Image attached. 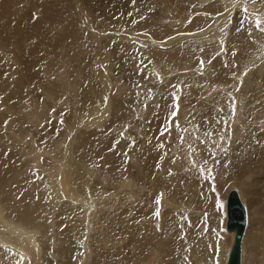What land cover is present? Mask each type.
<instances>
[{
    "label": "bare ground",
    "instance_id": "bare-ground-1",
    "mask_svg": "<svg viewBox=\"0 0 264 264\" xmlns=\"http://www.w3.org/2000/svg\"><path fill=\"white\" fill-rule=\"evenodd\" d=\"M144 1L148 2V6L154 4V6L158 8V11L152 12L150 15H148V19L146 21L147 24L140 21L137 28L148 30V28L153 26L155 29L151 30V33L157 39V41L151 43L154 44V47L150 46L151 48L147 47V49H142H145L147 51L146 55L148 54L153 60L154 64L152 63L151 65L157 66V70H164L163 73H169L171 70L175 69L173 68L174 66H176V68L191 67L193 51L190 49V47H193L192 44L194 42L198 44L203 42L206 44L207 42L213 43L211 46L203 44L198 47L195 55H201L203 57V55L208 56L209 53L210 55L213 54L215 50L220 47L221 43H217L215 40L224 41L228 36V38L230 37L228 41L232 42V47L230 46L231 43H229L228 46L230 48L229 59H222L219 62L217 61L214 67L208 69L217 70L219 74L214 81L215 83L223 84L229 82L228 77L230 75H240L241 70L244 69V66L257 61L259 53L262 49H264L263 33L258 34L260 36L259 40L257 39L256 41H250L251 37H249L247 33L240 29V22H238L236 25L238 27L237 30L233 29L231 31L229 30L227 23L232 10L236 6L247 5V3H249V6H251V8L256 12L264 14L263 1H261L260 4H256L251 1L246 2L245 0H219L220 2H217L218 4L216 5L205 6L203 8L199 7L200 9H197V7L195 8L194 3L196 4V2H198V5H202V3L206 2L207 0ZM44 2L47 1L43 0L42 5ZM244 2L245 4H243ZM47 3H45V5ZM83 4L85 5L86 2ZM88 5H91V3ZM189 5H193V9H191ZM38 9L42 10V12L45 11L44 7H38ZM28 10L29 9L21 5L20 0H0V70H12L10 72L11 76L8 79L9 82L4 78V76H1L2 71L0 72V94L5 95V90L8 89V97L6 98V101L8 102V108L7 111H5L6 114H1V117L4 118L3 121H10L8 115L11 116V119L13 118L9 126L10 129L7 128V133L11 142H9V140H3V135L6 133L5 126H2L0 129V140L2 143L1 147L4 145H10L12 147L14 145L13 141H15L20 145H23V149H26V147L28 148L26 150L27 158L29 160L28 164L33 165L34 167L37 165V168L43 166L47 171V175L51 180L49 182L53 189L51 191L53 192L54 196L52 201L54 204H56V206L59 207L60 199H58V196L60 195L61 190L67 194L66 196H69V198L74 200L73 203L75 202L76 204L81 205L80 207L71 206L68 210V213H61L62 215H59L57 219L59 222L56 223L55 227L50 224L51 217L48 216L51 215V213H47L45 211V203L48 201H45L43 198L34 197L30 190H24V185L21 183L18 185L19 183L17 184L15 182L16 177L19 178L20 175L19 169L14 170V172L10 170L12 171L11 173H9L7 176H3L4 172L0 166V264H13V261H20L22 264H43L45 258L44 247H47L46 245L51 246V248H56L59 259L70 258L72 256L71 253L73 249H75L77 246V242H81L82 237H85V231L83 230L84 226H88L89 228L93 229V234L91 236L90 233H88L87 237L84 239L87 247H84L85 251L80 254L81 264H228V258L235 241L236 231L228 230L227 224H238L244 221L241 219L243 218V215L241 216V208L235 203H228L229 194L234 188L238 190L240 199L247 210L248 225L249 218H254L256 214H260L262 215V220L260 221L261 224L259 222L258 223L264 228V205L262 203L263 207L261 206L258 211L256 210L257 208H255V206L257 203H254V194H252L251 191V186L254 183L251 182L252 177L263 173L262 177L264 178V76L257 79L258 82H256V84H254L252 81L249 82L247 87H251V92L254 94L247 90L245 95L242 91H240L239 94L234 95L235 97H231V92L223 93L222 90L219 91L217 89H212L213 85L215 84H211V87L207 84H202L204 80L201 77H197V75L191 76L189 73L188 76L183 77L184 82L182 80V83L180 84L183 85L184 83L185 85L188 84V86L189 84H193L196 89V93L193 94V96L199 94L201 96V102L203 103L198 106L192 105V95L188 96V88L191 87L184 86L183 90L179 92L181 97L180 101L177 103L178 107L175 110L176 115L174 118H179L182 124V129L176 130L172 128L171 136H169L166 130L167 134L163 136L164 128L167 129L168 127L167 119L173 112V101L164 95H167V89L170 91L169 94L177 91L174 88V85L169 84L166 89L161 90L163 97L161 96L162 99L156 102V110L149 108L146 110L147 112H145V114L143 113L145 118L147 116V119H144L142 122V124L144 121L147 123L145 128L140 130L137 125H134L132 129H128V138L126 137L125 140L120 139V142L115 150L113 142L114 140L118 139V136H116L118 134H113V137H109L108 135L112 134V132L114 133L115 131H118L119 129L122 130V128L126 126L128 122L136 124L139 120L137 119V121H127V119H132L134 118V115H136L135 112L130 111L131 106L129 104H131V102L129 103V98L127 99L128 96L132 95L129 88L130 85L127 80H133L135 74L129 72V65L127 66L126 64L127 59H125V57H131L128 48H124L122 45L109 43L110 41L105 42V44L109 43L108 49L110 51L109 56L107 58L105 57V63H110L108 67L113 68V65L117 64L123 69L121 71L123 77L122 79L120 77L121 80L114 77V82H116L115 86L113 84L114 82L112 81L113 79L104 80L102 77H96V74L93 73V70L84 74V65L81 66L84 58L82 61L80 60L81 62L78 64L80 66L77 68L80 70H76L74 75L76 79L74 78V82L68 83L66 81L64 83L62 80H60L63 73L61 71H57L58 75L56 73V80L61 84V89L58 91L60 92L59 99L62 97L64 99V95H66L67 97L65 98V102L67 99L68 104L72 106V111L75 110L76 118L73 122H76L80 115L79 114L77 116L78 106L72 103L75 92H77L75 96V103H80L79 101H83V98H90V88H94L95 82L98 81L97 83L100 89L99 93H102L105 88L108 87V82L111 86V89L107 88L105 90V94L109 100L107 99L108 103L105 104L104 109L99 108L100 105L98 107L96 106L100 99H97L94 102L95 110L97 112L99 111L98 113L102 112L104 116L95 119L96 121L93 119L95 122L92 121V125L88 124L89 122H87L88 126L83 124L85 129L88 127L92 129V126L95 124L101 126V122H103V120L107 117L108 113H110L109 109L112 110L111 106H113L114 114L111 113L113 115V119L112 122H110L109 131L107 129L108 126H106L107 131L105 132L96 131L87 134V130L76 128L75 130L76 134H78V140L74 150L75 154H78V158L75 160L73 155L71 158L69 149H63L60 147L62 149L58 150L54 143H49L47 141V137L52 135L51 131L48 130L50 127H47L45 124L48 116L51 115L48 113L49 106H46V104L41 102L34 101V99H27V95L24 94L23 87L27 85V82H29L28 80L31 79L30 81L33 82H36L37 80V77L34 78V76H31L30 73V78L27 80L28 74L26 75L25 70H29L31 63L27 60H24L25 58H23V51L26 49L30 48L31 54L34 50H36L32 46L33 43L31 45L29 44V34L33 35L34 37L39 36L34 35V29L36 30V27L34 28L33 24L36 22L32 23V20L30 19L31 15ZM85 10L87 9L85 8ZM199 10H205L208 16L202 13L205 11ZM195 12L200 13L194 16L193 14ZM43 13L45 14V12ZM42 14H38L39 19L37 20L40 23V28H42V30L39 28L41 31L40 33L42 34L44 31L47 32V34L43 32L44 34L42 35H46L48 38L53 37L51 42L48 41L46 46L48 47V55L52 56L55 60L58 55L61 53L65 55L69 52V50H73L74 53L80 52V50L76 51V49H73L74 47L67 48L68 46L66 43L64 44L65 46L63 45V42L66 41L62 35L63 32H61L63 31V28L60 26L68 23L67 19L70 18L69 15H65L64 20L60 21L57 20L56 12L54 13L55 16H51L48 21ZM104 14L109 18L108 23H119V21L111 19V15L115 13L111 14L106 12ZM200 14L205 15L207 18H202ZM72 16L74 17V15ZM89 16L92 17V14ZM251 17L250 19L254 18ZM93 19L91 18L90 20L92 21ZM71 20L72 19H69L70 23L73 22ZM119 20L122 22L121 19ZM41 24H45V26L47 24V27L43 28V25L41 26ZM183 24H185V26H183ZM76 25L74 23V27ZM68 26L70 28L71 25ZM113 26L116 28L119 27L117 24H113ZM73 30L72 32L70 31V33H72V35L75 33L77 34L78 31H75V29ZM7 33H11V35L15 36L16 40L18 39L20 45L19 47L13 48L16 44L15 40L14 45L12 43L13 47L9 45L8 40L4 37ZM66 33L69 34V31H66ZM36 34L38 33L36 32ZM80 35L82 34H79V36ZM252 37H257V34L256 36ZM72 38L78 39L79 37L76 38L75 36ZM97 38L99 39V37ZM91 39L90 42L92 43H90L87 39L86 40L88 41L87 44H92L91 47L93 50L95 48L93 45L96 43H101L102 45L104 43H102L100 40L95 41L94 37ZM166 39L167 41L169 40L167 44L162 42ZM44 40L43 43L46 42ZM158 40H161L160 42L162 43H157ZM79 42L81 43L82 40ZM83 42L82 43L84 45L81 44V46L84 48L86 44L84 40ZM157 44L160 46L157 47ZM42 45L44 47L46 43ZM89 47L87 45L86 50H88ZM119 48H121V51H118ZM77 49L79 48L77 47ZM95 52L96 51L94 50V55ZM10 55L13 56L12 63H14L15 66L10 65L11 61L8 59ZM79 55L82 56L83 54H78L76 56L79 58ZM34 56L36 57V54ZM37 57L34 59V61L38 62L44 60L45 56L41 57L43 59L40 58L39 60ZM78 58L74 59L78 60ZM112 58L113 62H110V59ZM5 59L8 61L7 64L5 63ZM46 60L44 62H46ZM86 60L87 59H85V61ZM34 61V64L37 63ZM227 61H230L229 64ZM46 63L45 65L43 63V65L46 70H48V72L51 70H59L56 69V64L52 65V63L50 64L48 62V65ZM197 63H199V61H197ZM37 64L39 65L40 63ZM70 64L71 62H69V65ZM84 64L87 69L91 68V66L88 67L89 64L87 65L86 62ZM75 65L76 63L74 61V67ZM261 67H263V64ZM13 70L18 71L16 72ZM159 73L162 72L160 71ZM46 77H48V74ZM213 78L211 77V79ZM233 83L235 82L233 81ZM47 88L49 90L50 87H44L43 89L44 95H49L50 97H48L52 99L54 96L51 97V93H49L50 90L47 91ZM68 92L73 96L70 97ZM248 94H251L252 98L254 99V102H252L253 104L250 106L254 110L251 111V114L245 113L246 116H244L243 98ZM209 96L212 98H209ZM29 97L31 98V96ZM221 97H224V100L222 99V104L218 103V100ZM233 99H236V103L234 104L236 112L234 115H232L230 112L228 116H225V104L228 103L227 105L231 106ZM21 100H23V102ZM93 100L94 99H92V101ZM10 101L14 102L12 106L10 105ZM56 102L60 103L58 101ZM85 104L87 103L85 102ZM19 105L22 107V109L19 107ZM222 105H224V108L220 107ZM88 108L91 109L90 106ZM95 110L94 113L96 112ZM50 111H52V109H50ZM123 112L126 113L123 114ZM142 112L139 113L142 114ZM158 113L159 115H157ZM5 115H7V117H5ZM65 116H67L68 119L67 124L65 121V126H67V129L65 128V134L68 131L70 135L75 131V123L71 122L72 117L69 115V113H67ZM247 116L250 117L251 121ZM222 118L233 121V124L231 123L233 125V130L231 131H234L232 133H234L233 136H235V141L232 147L230 145L228 148L226 147L227 130L222 127L223 125H221ZM29 124H31L32 127H35V129L28 130L27 126H29ZM71 124L74 126H71ZM122 124L123 126H121ZM208 124L210 126H207ZM38 125L45 126L38 128ZM140 126L143 125H139V127ZM13 127H17L16 132L12 130ZM21 130L23 133L20 132ZM210 130H216L215 134H211ZM44 131L47 142L40 136V134H42V132L44 133ZM151 136H153L154 140L153 138H148L149 140L145 139V137ZM157 139L159 142L164 141V149H162V146L159 142H155ZM166 140H168V145L165 142ZM258 140L259 143H257ZM131 142H135V145L132 146ZM43 144H48L50 147L51 145H54L52 149L56 152H51L52 149L42 150ZM147 146L151 147L146 150ZM86 148L89 150L87 151ZM14 150H16V148ZM106 150H109L111 153L106 152ZM118 150H120L121 153H118ZM41 153L48 154L50 157L48 159L46 158L44 165L40 164V166L38 164L40 161L38 160L41 158ZM118 154H120V157L117 156ZM141 155H144V159L140 158ZM1 157L2 155L0 154V161L3 159ZM51 161L52 163H50ZM98 161L101 162L100 164L102 167L92 171V169L89 168L90 163H99ZM121 161L123 163H129L123 165ZM70 164L74 166V173L72 175L70 173ZM119 167L121 170L124 168L129 176H131L130 179L121 181L122 186H125L123 189L124 195H122V201L128 202V206H133L134 203L140 206H138L139 208L136 209L137 211H133V209L130 208V214L133 216L135 214L136 217L132 221L134 230L133 234L130 235V238L127 240L128 246L124 245V241H121L117 236L115 237L114 241H104L102 235L98 236V234H100L98 222L104 213L103 211H98V214V205L106 208L105 213L108 210V215H112L114 210H118L127 205L121 204L119 207L118 203L116 204L113 202L115 200L108 199V197H110V195L113 196V194L106 195L103 193V191L100 193L99 187H96V185L98 186V179H102V181L106 179L108 180L109 184H118L117 171H119ZM67 170L68 173L66 172ZM197 170H200V175L203 170L206 173L212 172L216 176L214 181V189L216 190V194L208 189L209 184L207 186L202 182L203 177L199 179ZM259 180L262 181L261 179ZM13 182L16 184V187L13 186ZM141 184L145 186L147 185L146 187L148 189L144 187L145 193L142 192L133 194V188H135V190H144L143 188H140L139 185ZM88 185H93L91 188L94 194L90 193L91 189ZM253 186H255V184ZM70 187H72L74 194L69 192V190L67 191V188ZM231 187H233V189H230L228 192L226 200V217L224 214L217 222L214 224L211 223L212 226L217 227V230L215 231L212 229L213 231L208 230L207 232H200V229H197L195 232L194 230L190 229L189 232L186 231V236L184 235L185 237L182 238L181 235L183 232H175L176 229H179L176 221H173L170 218L169 212H163L166 206L163 205V210L160 211L161 217H158L159 219L155 216V210L159 207H162V203L165 202V200L184 202L185 204L189 205L191 210L195 207L201 206L200 202L203 200V197L200 199V190H204L203 193L206 196V199H210L208 204H210L211 211L215 213V199H218L217 201H219L220 204H225L223 193L226 191V189ZM94 188L97 191H94ZM18 189L19 191H17ZM81 191L83 193H80ZM84 193H86V195H82ZM184 197H187V200L183 199ZM158 200L160 203H157ZM198 200L200 202H198ZM205 201L206 200H204V202ZM60 203L62 202L60 201ZM247 203L248 205H246ZM260 204L258 203V205ZM217 209L220 210V208ZM141 210L143 212H141ZM124 213L127 214L128 218L129 213ZM244 213L246 214L245 210ZM128 221L131 222V218H128ZM129 222H127V224L122 222L121 225L124 228H120L119 230V233L126 238L129 237L125 230L126 226L130 224ZM254 222H252V224ZM248 225L242 240L241 264H264V254L262 256V250L264 249V235H260V233H252L250 231V225L249 228ZM29 226H31L33 229H31ZM182 228H185V230L187 229L185 225L182 226ZM171 229H175V231ZM228 232L232 233V235ZM60 235L64 236V238H61ZM93 235H96V238H93ZM173 239L176 242L171 241ZM175 247H178V249ZM107 253H110V257L112 258L105 260L104 256ZM52 256L54 257L55 261H58L55 258V254L52 253ZM186 256L192 259H184Z\"/></svg>",
    "mask_w": 264,
    "mask_h": 264
},
{
    "label": "rangeland",
    "instance_id": "rangeland-1",
    "mask_svg": "<svg viewBox=\"0 0 264 264\" xmlns=\"http://www.w3.org/2000/svg\"><path fill=\"white\" fill-rule=\"evenodd\" d=\"M44 1H47L48 3L44 2V4L42 5L43 0H20L21 5H23L27 9H29L28 11H29V13L31 15L30 19L32 20V23L36 22L35 24H33V27L34 28L36 27V30L34 29V35H39L38 37L41 38V39H39L37 36L34 37L33 35L29 34L30 35V40H29L30 43L29 44L31 45L33 43L32 46L36 50H34L35 52L33 51L32 54L30 52V48H28L25 51H23V55H24L23 58H25L24 60H27L28 62L31 63V65L29 66V70H25L26 75L28 74L27 75V80H28V78H30L29 77V73H30L31 76H34V78L37 77L36 82L30 81L31 79L28 80L29 82H27V85H25L23 87L24 88V94L27 95V97H28L27 99H34V101L41 102L43 104H46V106H49V110H48L49 112L48 113H50L51 115L48 116V119L45 122V124L47 125V127H50V129H48V130L51 131L52 135H50V137H47V141L49 143H54L55 146L58 148V150H61L62 148L63 149H65V148L69 149V153L71 155V158H72V155H73V158H75V160H77V158H78V156H77L78 154L76 155L75 154V150H74V147L76 146L77 140H78V137H77L78 134H76V130H75L76 128L87 130L86 131L87 134H90V133H93V132H96V131L105 132V131H107V129L109 131L110 122H112V119H113V115L112 114H114L113 106H111L112 110L109 109L110 113H108L107 117L105 116L106 118L103 120V122H101V126L102 127L98 126L97 124H95V125L92 126V129L90 127L85 129L83 124L87 125V126H88V124L92 125L93 124L92 121L104 116L102 112L98 113L99 111L97 112L95 110V107H94L95 103L94 102L97 99H100V101L97 102L98 105L96 104V106L98 107L100 105L99 108L104 109L105 104H107L108 100H109V98L105 94L106 93L105 90L107 88L111 89V86H110V84L108 82V87H106L105 90L102 93H99L100 89H99V86H98V83H97L98 81L95 82L94 83V88L93 87L90 88V92H89L90 98L85 97V98H83V101H79L80 103H75V96H76V93H77V92H75L74 99L72 100V103L78 106L77 107L78 108L77 109V112H78L77 116L79 114L80 115L78 117V120H76V122H73L74 119L76 118L75 110L72 111V106L68 104L67 99H66V102H65V98L67 97L66 95H64V99H63V97L61 99H59L60 92H58V91H60V89H61V84H60V82H58L56 80V73H57V75H58L57 71H59V72L61 71L63 73L62 78L60 80H62L64 83L66 81L68 83L69 82H71V83L74 82V78H75L74 75L76 73V70H80V69H78L79 66H80L78 64H80V62L84 58V60L81 63V66L84 65V74H86V73L90 72L91 70H93L94 72L93 71L92 72L94 74H96V77H99V78L102 77L104 80L105 79H110V80L113 79L112 81L114 82V79H115L114 77H116L117 79L121 80L123 78L122 77V72H121L123 69L117 64L113 65V68L112 67H108V65L110 63L107 64L104 61L105 57L107 58L109 56V53H110V51L108 49V44L109 43L122 45V46H124V48H128V51L131 54V57H128L129 60H128L127 57H125V59H127V61H126L127 66L129 65V70H130L129 72H131L132 74H135V77L133 78V80H131V79L127 80V82L130 85L129 88H130L131 94L133 95V96L132 95L128 96L127 99L129 98L130 99L129 103L131 102V104H129L131 106V110L130 111L135 112L136 115H134V118H132V119H127V121H133V120L137 121V119H139L138 123L134 124V123H131V122L129 123L128 122V124H126V126H124L123 128L121 127L122 130L119 129L118 131H115L114 133L112 132V134L108 135L109 137H113V134H115V135L118 134V135H116V136H118V139L114 140V142H113L115 150H116V148H117V146H118V144L120 142V139L125 140V138L127 137V130L128 129H132V127L134 125H137V127L140 130H143V128H145L147 123L144 121V123H145V125H144V123L142 124V122H143L144 119H147V116H146V118L144 117L145 112H147L146 110H148L149 108L150 109L152 108V109L156 110V107H155L156 102L159 101L160 99H162V97H163L162 94H161V90L162 89H166L169 84L174 85V88L177 91L173 92L172 94H169L170 91L167 89V92H166L167 95H164V96H167L168 98H170L173 101V103H172L173 112H172V114H170V116L167 119L168 127H167V129L164 128L163 136H165L167 134L166 130H167L169 136H171L172 128L176 129V130H178V129L181 130L182 129L181 121L179 120L178 117H176V119L174 117L176 115L175 114V110L178 107L177 103L180 101V97H181L179 95V92L183 90L184 86H188V84L185 85L183 83V85H181L180 83H182L183 77L188 76L189 73H190L191 76H193V75L196 76L197 75V77H201L204 80V82H202V84L203 83L207 84L210 87H211V84H215V85H213L212 89H217L219 91L222 90L223 93H230L231 92L230 93V94H232L231 97H235L234 95L239 94L240 91H242L244 93V95H245V92L247 90H249V92H251L252 91L251 87H247L249 82L252 81L254 84H256V82H258L257 79H259L260 77L264 76V68H263L264 67V49H262L261 52L258 55L257 61H255L256 63L253 62V63H250L247 66H244V69L241 70V74L240 75H238V76L237 75H230L228 77L229 78L228 79L229 82H226V83H223V84L215 83L214 80L217 78L219 72L217 70H208V69H210L211 67H214V65L217 63V61L219 62L222 59H229V57H230L229 56L230 48L228 46H229V43H231L230 46L232 47V42L228 41L230 37L228 38V36L226 34L225 35L227 37L225 38L224 41L215 40V41H217V43L220 42L221 45H220V47H218L215 50V52L213 54L210 55V53H209L208 56L203 55V57H202L201 55H195V53H196V51H197V49H198V47L200 45L205 44V45H210L211 46L213 43L212 42H207V44H206L205 42H203L201 44L200 43L198 44V43L194 42L192 44L193 47H190V49H192V51H193V57H192L193 59H192V62H191V67H189V68H176V66H174L173 68H175V69L171 70L169 73H163L164 70H157V68H156L157 66L151 65L152 63L154 64V62H153V60L151 59V57L148 54L146 55L147 51L145 50V49H147V47H149V48H151L150 46L154 47L153 46L154 44H151V43L157 41V39L151 33V30H154L155 28L153 26L151 28H148V30H150V31H148L147 29L137 28L139 26L138 23L140 21H142L143 23L147 24L146 21L148 19V15H150L152 12H157L158 11V8H156L154 6V4L148 6L147 5L148 4L147 1H144V0H98V1L97 0H44ZM74 1H75V3H74ZM81 1H82V4L85 3V2H86V4L85 5L83 4V6H82ZM245 1L246 2L247 1H251V2L256 3V4H260L261 1L264 2V0H245ZM217 2L219 3L220 1L219 0H207L206 2L202 3V5L201 4L198 5V2H196L197 6H196L195 3H194V6H195V8L197 7V9H200V8L205 7V6L216 5V4H218ZM45 3H47V4L45 5ZM87 3L88 4L91 3V5H88ZM35 4H37V5H35ZM243 4H245V2ZM80 6H82V7H80ZM38 7L39 8L44 7L45 11H43V12H45V14L42 12V10L38 9ZM189 7H191V9H193V5H191V6L189 5ZM85 8L88 11L85 10ZM245 9H247V10L245 11ZM91 10L93 11V13H92ZM199 11H205V10H199ZM56 12H57V20H60V21L64 20V16L67 15V14L70 17V18L67 19L68 21L66 20L68 23H65V24L60 26L61 28H63V31H61V30L60 31L63 32L62 35H63V37L65 38V41H66V42H63V45L66 43V45L68 46V47L66 46L67 48H71V47L73 48L74 47L73 49H76V51L80 50V52H75L74 53L73 50H69L68 53H66L65 55L61 53L54 60V58L52 56L48 55V47H46L47 44H48V41L51 42V39L53 37L48 38V36L42 35L44 33L47 34V32H44V31H43L44 33L43 32H42V34L40 33L41 32L39 30V28H40L39 24L40 23L37 20L39 19L38 16L43 13L42 15L49 21V18L51 16H55L54 13H56ZM106 12L111 13V14L115 13V14L111 15V19L119 21L120 24L118 22H116V23L115 22L114 23H108V19L109 18H108L107 15L104 14ZM35 13H37V14H35ZM199 13L200 12H198V13L195 12L193 15L196 16V14H199ZM202 13L206 14V11L202 12ZM91 14H92V17L89 16ZM72 15H74V17ZM260 15H261V17H260ZM263 15H264L263 13L260 14V13L256 12L254 9H252L251 6H249V3H247V5L236 6L232 10L230 18L227 21L229 30L230 31L233 30V29L237 30L238 27L236 25L238 24V22H240V29L243 32L247 33V35L249 37H251L250 41H256L257 39L259 40L260 36L258 34H262L263 33L262 35H264V23L261 24L260 28H258L257 27V22L258 21H264V16ZM200 16L202 18L205 17V15H203V14L202 15L200 14ZM206 16H208V14H206ZM251 16L254 17V18H252ZM90 17L92 19L93 18L94 19L91 21ZM250 17L252 19H250ZM205 18H207V17H205ZM69 19H72L71 21H73V22L70 23ZM75 19H76V21L77 20L78 21L76 22ZM119 19H121L122 22H120ZM74 23H75V25L77 23V25L75 26L77 28L74 27ZM113 24H117V25H119V27L116 28L115 26H113ZM42 25L43 24H41V26ZM68 25H71L70 28H69ZM183 26H185V24H183ZM45 27H47V24H46V26H45V24L43 25V28H45ZM114 28H116V29H114ZM40 29L42 30V28H40ZM73 29H75V31H78L77 34L78 33L82 34L85 37H83L82 35L79 36V34L77 35L76 33L73 34L74 35L73 36L72 33H70V31L72 32ZM79 30H81V31H79ZM66 31H69V34H67L68 32L66 33ZM36 32L38 34H36ZM54 32H56V31H54ZM65 33H66V35H65ZM256 34H257V37H252V36H256ZM75 36H76V38H78V37L79 38L78 39H75V38L73 39L72 37H75ZM101 36H102V38H101ZM4 37H5V39L8 40L9 45H11L12 47L14 45V40H15L16 44L14 45L13 48H16V47L20 46L19 42H18V39L16 40L15 36L11 35V33H7L6 36H4ZM66 37H67V39H66ZM93 37H94L95 41H99L100 40L102 43L104 42L103 45L101 43L100 44L96 43L95 45H93V47H95L94 50L96 51L95 55L100 56L101 58L94 55V50L91 47L92 44L91 45L87 44V42L88 41L90 42V39L93 38ZM97 37H99V39ZM149 38H152V39H149ZM43 40L46 41V42L43 43ZM80 40H82V42H83V40L85 41V44H86V46L84 47L85 50L81 46V44L84 45L83 44L84 42L80 43L79 42ZM160 41L158 40L157 43L160 44V43L164 42L165 44H167L169 42V40L167 41V39L163 40L162 42H160ZM185 41H187V40H185ZM105 42H109V43L105 44ZM12 43H13V45H12ZM45 43H46V45L43 47L42 44H45ZM90 43H92V42H90ZM222 43H223V45H222ZM39 45H42V46H39ZM87 45H88V47L90 46L88 50H86ZM97 46H99V47H97ZM156 46L159 47L160 45L157 44ZM77 47L79 49H77ZM142 48H145V49H142ZM20 49H22V48H20ZM39 50H41V51H39ZM36 51H37L38 54L36 53ZM118 51H121V48H119ZM33 54L34 55L36 54V57L40 56V57H37L38 60L41 57L45 56L44 60H41V61H38V62L34 61V59L36 57ZM78 54H83V55L82 56L79 55V58H78V56H76ZM106 54H107V56H106ZM202 54H204V53H202ZM74 58H78V60H75ZM95 58H98V59H95ZM8 59L11 61L10 65L11 66H15V64L12 63L13 56L10 55ZM41 59H43V58H41ZM85 59H87V60L85 61ZM125 59H124V62H125ZM45 60H46L47 63L44 62ZM52 60H54V61H52ZM33 61L37 62V63H40V64L39 65L37 63L34 64ZM74 61L76 63L75 67H74ZM84 61L86 62L87 65L91 61V63L88 65V67L91 66V68L87 69V67H85V64H84L85 62ZM197 61H199V63H197ZM48 62L50 64L52 63V65L56 64L57 65L56 69H59V70H51L50 72H48V70H46V68L44 67L45 63L48 64ZM69 62H71L70 65H69ZM110 62H113V58L110 59ZM184 62H186V61H184ZM201 62H203V63H201ZM227 62L229 64L230 61H227ZM5 63L6 64L8 63L7 59H5ZM43 63H44V65H43ZM133 64H134V66H133ZM262 64H263V67H261ZM48 65H47V67H48ZM81 70H83V69H81ZM11 71L12 70H7V71L0 70V72L2 73L1 76H4V78L8 82H9L8 79L11 76V73H10ZM13 71H16V70H13ZM160 71L162 73H159ZM186 71H188V72H186ZM47 74H48V77H46ZM106 76H108V77H106ZM120 77H121V79H120ZM208 77H210V78H208ZM211 77L212 78L214 77V78L211 79ZM233 81L235 83H233ZM183 82H184V80H183ZM113 84L115 86L116 82H114ZM27 87H28V90H27ZM44 87H50L51 88V89L49 88L50 91L47 88V91H49V93H51V97L54 96L52 99L49 98L50 97L49 95H44V90H43ZM188 87H191V88H188V90H189L188 96L192 95V105H194V106L201 105L203 103V102H201V96L199 94H196L195 96H193V94L196 93L195 86H193V84H189ZM5 91H6L5 95L4 94L3 95L0 94V112H1L0 113V123H1L0 124V129L2 128V126H5L6 133H4V135H3V140L8 141L9 140V135H8L7 131H8V129H10L9 126H10L13 118L11 119V116L8 115L10 121H7V120L3 121L4 118L1 117V114H6L5 111H7V108H8V102L6 101L7 100L6 98L8 97V89L5 90ZM82 92L84 93L83 90H82ZM251 93H253V92H251ZM68 94H69L70 97L73 96L69 92H68ZM29 96H31V98ZM185 97H186V95H185ZM209 98H212V97L209 96ZM223 98L224 97H221L218 100V103L222 104L223 100H224ZM92 99H94V100L92 101ZM243 99H244V107H243L244 113H243V115L246 116L245 113L246 114H248V113L251 114V111L254 110L252 107H250L253 104L252 102H254V99L252 98L251 94L250 95L248 94L246 97L244 96ZM21 101L23 102V100H21ZM27 101H29V100H27ZM43 101H45V102H43ZM56 101H58L60 103H57ZM85 102L87 104H85ZM232 102L233 103H232L231 106L227 105L228 103L225 104V109H224L225 110V116H228L230 112H231L232 115L235 114L236 109H235V105L234 104L236 103V99H233ZM13 103L14 102L10 101V105L11 106L13 105ZM62 103H64V104H62ZM160 103H162V102H160ZM162 104H164V103H162ZM14 105H16V104H14ZM80 105H82V106H80ZM89 106L91 107V109L88 108ZM19 107H21V106L19 105ZM83 107L85 108V110H84ZM220 107L224 108V105H222ZM21 109H22V107H21ZM50 109H52V111H50ZM94 110L96 111L95 113H94ZM138 111L139 112L143 111V112L141 114ZM52 112L54 113V115H53ZM67 113H69V115L72 117V121L71 122L75 123V127H74L75 131H74V133H71L70 135H69L68 131L65 134V128L67 129V126H65V121H66V124L68 122L67 116H65ZM125 113L123 112V114H125ZM157 115H159V113ZM91 116H92V118H91ZM249 116H247V117L251 121ZM5 117H7V115H5ZM230 117H231V115H230ZM170 120H171L172 123L170 122ZM87 122H89V123L87 124ZM173 122H175V123H173ZM6 123L8 124V127H7ZM231 123L233 124L232 120H228L226 118H222L221 125H223L222 127L227 130V135H226V139H227L226 147L227 148H228L229 145L232 147L234 145V141H235V136H233L234 133H232L234 131H231V130H233L232 129L233 125ZM139 125H143V126L139 127ZM44 126L45 125H41V126L38 125V128L39 127H44ZM71 126H74V125L71 124ZM106 126H108L107 129H106ZM121 126H123V124ZM207 126H210V125L208 124ZM27 128H28V130L35 129V127H32L31 124H29V126H27ZM19 129H21V128H19ZM12 130H14L16 132L17 131V127H13ZM210 131H211L210 132L211 134H215V132H216V130H210ZM20 132L23 133L22 130ZM0 133H1V131H0ZM231 134H232V136H231ZM40 136H41V138H43L46 141V139H45V136H46L45 131H44V133L42 132V134H40ZM148 138L152 139L153 136L145 137V139L149 140ZM153 140H154V138H153ZM9 142H11V141L9 140ZM155 142H159V140L157 139V140H155ZM163 142H159L161 144V146H162V149H164L163 148ZM165 142L168 145V140H166ZM131 143H132L131 144L132 146L135 145V142H131ZM236 143H238V142H236ZM257 143H259V140L257 141ZM1 144L2 143H1V140H0V154L2 155L1 158H3V159H1L2 161H0V166L2 167L3 172H4L3 176H7L12 171L14 172V170H17V169L20 170L19 178L16 177L15 182L17 184L19 183L18 185H20V183L22 185H24L25 186L24 190L25 191L26 190H30L34 197L43 198L45 201H48V202L45 203V209H46L45 211L47 213H49V212L51 213V215L48 216V217H51L50 224H52L53 226L56 227V223L59 222L57 220L59 215L68 213L69 212L68 210L70 209L71 206L80 207L81 204H76L75 202L73 203L74 200L69 198V196H66L67 194L65 192H63L62 190L60 191V195L58 196V199H60V201L62 203H60V201H59V207L56 206V204L53 203L52 200L54 199V196H53V192H51L53 189H52L51 184L49 182L51 180L49 179V177L47 175V171H46L45 167L41 166V165H44V161L46 160V158L48 159L50 157L48 154L41 153L42 154L41 158H40V160H38V161H40V163H38V164L39 165L41 164L40 165L42 167V169H41V167L37 168L38 167L37 165L34 167L33 165L28 164L29 160L27 158V153H26V150L28 149L27 147H26V149H23L22 148L23 145H20L19 143L15 142V141H13L14 145L12 147L10 145H4L5 147L2 145L3 147H1ZM53 147H54V145H51V147H50L48 144H46V145L43 144L42 145V150L43 149H52ZM60 147H62V148H60ZM150 147L147 146L146 150H148ZM15 148H16V150H14ZM185 148H186V146H185ZM86 149H87V151L89 150L88 148H86ZM53 151L56 152L55 150L52 149L51 152H53ZM103 152H105V151H103ZM106 152H109V150H106ZM109 153H111V152H109ZM118 153H121V151L118 150ZM23 155H24V160H23ZM119 155L120 154H118L117 156H119ZM140 158L144 159V155H141ZM124 159H125V157H124ZM1 162H2V164H1ZM121 162H120V164H121ZM50 163H52V161ZM100 163L101 162H99V163L91 162L90 165H89V168H91L92 171L93 170H97L98 168L102 167ZM126 163H129V162H124V163L122 162L123 165L126 164ZM43 169H44V171H43ZM10 170H12V171H10ZM0 171H1V169H0ZM70 171H71L70 173L72 175L74 173V166L71 165V164H70ZM66 172L68 173V170ZM117 175H118V180H117L118 184H116V183L115 184H109L108 180H106V179L104 181H102V179L96 178V179H98L97 180L98 181V186L96 185V187H99V189H100L99 192L100 193L103 191V193H105L106 195L113 194V196L110 195V197H108V199L109 200H111V199L115 200L113 202L116 203V204L118 203L119 207L121 206V204L122 205L123 204H125V205L127 204L123 208H120L118 210H114L112 215H108V210L105 213L106 208H104L103 206H99L98 205L97 212L98 211L99 212H102V211L104 212L102 214V218L98 222L99 233H100V234H98V236L102 235L104 241L105 240L114 241L115 237L117 236V237H119V239L121 241L122 240L124 241V245L128 246L127 245V240H128V238H130V235L133 234V230H134L132 221L136 217L135 214H134V216L132 214H130V212H131L130 208L133 209V211H137L136 209H138L140 206L137 205L136 203H134L133 206L132 205L128 206V202L122 201V195H124L123 194V189L125 188V186H122L121 181L130 179L131 176H129V174L124 170V168H123V170H121L120 167H119V171H117ZM198 175H199L198 176L199 179L203 177L202 182L205 185L208 186V184H209L208 189L211 190L212 192H214V194H216V192H215L216 190L214 189V181H215V177L216 176L212 172L206 173L203 170L201 172V175H200V170H199L198 171ZM262 176H263V173H261L260 175H255L251 179V182L252 183L254 182L253 185L255 184V186H253V185L251 186V188H252L251 191H252V194H254L253 195L254 200H255L254 203L255 204L257 203L256 206H255V208H257L256 209L257 211L259 210V208L261 206L263 207V205H264V200H263L264 199V184H263L264 183V181H263L264 178ZM259 179H261L262 181H260ZM13 184H14L13 186L16 187V184L14 182H13ZM40 185H42V186H40ZM139 186H140V188L144 189V187H146L147 185L145 186V185L141 184ZM89 187L91 189L90 193H93L92 192V188H91V187H93V185H90ZM146 189H148V188L146 187ZM230 189H233V187H231L229 189H226V191L223 193V196H224V199H225V204L222 205V203L220 204L219 201H217L218 199H215V202H216L215 203V206H216L215 207V213H213L211 211L210 204H208L210 199H206V196L203 193L204 190H202V191L200 190L199 191L200 194L199 193L198 194L201 196L200 199L203 197V200L201 202L198 200V202H200L201 206L195 207V208H193L191 210V208H189V205L185 204L184 202H174V201H171V200H165V202L162 203V207H159V208H157L155 210V216L157 218L161 217L160 216L161 215L160 211L163 210V205L166 206L164 208L163 212H169L170 218L173 221H176V223L179 226V229H176V231H175V229H171V230H173L175 232H179V233L183 232V234L181 235L182 238L186 236V231L189 232L190 229L194 230L195 232L197 231V229H200V232H207L208 230L210 231L212 229L215 231V230H217V227L212 226V224L217 222L219 220V218L221 216H223L224 214H225V217H226V200H227V195H228V192L230 191ZM68 190H69V192L73 193L72 187L67 188V191ZM255 190H256V192H255ZM17 191H19V189ZM94 191H97V190L94 188ZM132 191H133V194L142 193V192L145 193V189L142 191V189L135 190V188H133ZM80 193H83V192L81 191ZM100 193H99V195H100ZM130 194H131V192H130ZM82 195H86V193H84ZM139 195H141V194H139ZM199 195H198V197H199ZM256 198L258 199V201H257ZM183 199L187 200V197H184ZM204 200H206V201L204 202ZM157 203H160V201L158 200ZM167 203H168V205H167ZM258 203L259 204L261 203V204L258 205ZM262 203H263V205H262ZM246 205H248V203ZM49 206H50V208H49ZM68 206H69V208H68ZM217 208H220V210L217 209ZM247 208H248V206H247ZM79 210H80V208H79ZM158 210H159V212H158ZM99 212H98V214H99ZM124 212H128L129 213L128 214V218H131V222L128 221L127 214L124 213ZM141 212H143V211L141 210ZM157 213H158V215H157ZM258 215L260 216V218H259ZM256 217H258L259 219L256 218ZM261 217H262V215L256 214V216L254 218H251V219L249 218L250 231L252 233H255V234L260 233V235L261 234L264 235V233H263L264 228H263V226L262 227L260 226V224H261L260 221L262 220ZM122 222H124L126 224H127V222L130 223L128 226H126V229H125L127 235L129 236L127 238L119 233L120 228H122V229L124 228L121 225ZM252 222H254L253 223L254 225L252 224ZM184 225L187 228L186 230H185V228H182V226H184ZM249 225H248V228H249ZM225 226H226V223H225ZM29 227L31 228V226H29ZM31 229H33V228H31ZM83 230L85 231V237L84 236L82 237L83 240L81 239V242H77V246H76L75 249H73V251L71 253L72 256L70 258L59 259V255L56 252V248H54V247L51 248V246L46 245L47 247H44L45 248V250H44V253H45L44 257L45 258H44L43 264H81V262H80L81 261V255L80 254L83 251H85L84 247H87V244H86L84 239L87 237L88 233H90L91 236L93 234V229L89 228L88 226H86V227L84 226ZM229 234L232 235V233H229ZM60 237L64 238V236H62V235H60ZM93 238H96V235H93ZM171 241L174 242L175 240L173 239ZM232 242H233V240H232ZM173 245L176 246L175 244H173ZM175 248L178 249V247H175ZM52 253L56 255L55 258L58 261H55L54 257L52 256ZM263 254H264V249L262 250V256H263ZM104 257H105V260L112 258V257H110V253H107ZM92 259H93V257H92ZM184 259H192V258L186 256ZM13 264H22V263L20 261L19 262L13 261Z\"/></svg>",
    "mask_w": 264,
    "mask_h": 264
},
{
    "label": "water",
    "instance_id": "water-1",
    "mask_svg": "<svg viewBox=\"0 0 264 264\" xmlns=\"http://www.w3.org/2000/svg\"><path fill=\"white\" fill-rule=\"evenodd\" d=\"M228 203H235L237 206L241 208V216L243 215V218H240L244 220L241 223L238 224H227V229L228 230H235V241L232 247V250L229 254L228 258V264H241V259H242V240L245 234V230L248 224L247 220V214L244 213L245 206L242 203L240 199V195L238 193L237 189H233L230 194H229V202ZM243 211V212H242Z\"/></svg>",
    "mask_w": 264,
    "mask_h": 264
},
{
    "label": "snow or ice",
    "instance_id": "snow-or-ice-1",
    "mask_svg": "<svg viewBox=\"0 0 264 264\" xmlns=\"http://www.w3.org/2000/svg\"><path fill=\"white\" fill-rule=\"evenodd\" d=\"M246 10H247V9H245V11H246ZM262 23H264V21H258V22H257V27L260 28V26H261ZM201 63H203V62H201ZM157 215H158V213H157Z\"/></svg>",
    "mask_w": 264,
    "mask_h": 264
}]
</instances>
